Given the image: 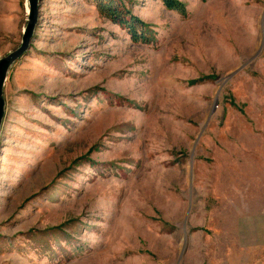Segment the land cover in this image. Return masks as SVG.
<instances>
[{
  "label": "rangeland",
  "instance_id": "rangeland-1",
  "mask_svg": "<svg viewBox=\"0 0 264 264\" xmlns=\"http://www.w3.org/2000/svg\"><path fill=\"white\" fill-rule=\"evenodd\" d=\"M180 1L40 0L4 87L0 264H264V0ZM27 2L0 0V58Z\"/></svg>",
  "mask_w": 264,
  "mask_h": 264
},
{
  "label": "water",
  "instance_id": "water-1",
  "mask_svg": "<svg viewBox=\"0 0 264 264\" xmlns=\"http://www.w3.org/2000/svg\"><path fill=\"white\" fill-rule=\"evenodd\" d=\"M28 2V18L23 29L22 40L20 45L8 55L0 58V129L5 116V98L4 87L7 80L8 72L12 65L24 56L31 48L35 35L36 26L38 24L40 0H27Z\"/></svg>",
  "mask_w": 264,
  "mask_h": 264
},
{
  "label": "trees",
  "instance_id": "trees-1",
  "mask_svg": "<svg viewBox=\"0 0 264 264\" xmlns=\"http://www.w3.org/2000/svg\"><path fill=\"white\" fill-rule=\"evenodd\" d=\"M165 6L169 9H175L179 11H185L184 3H182L180 0H163ZM102 11L106 12V15H111L110 17L117 19L116 21L120 22L121 24H125L126 27L129 28L130 32L132 33V36L135 40H144L146 39L145 33H139L137 30V25H145V23L137 18L134 15H131V18H126L127 16L124 15L121 9H118V7L111 2L106 5H101L100 8ZM121 10V11H118ZM115 15V16H114Z\"/></svg>",
  "mask_w": 264,
  "mask_h": 264
},
{
  "label": "bare ground",
  "instance_id": "bare-ground-1",
  "mask_svg": "<svg viewBox=\"0 0 264 264\" xmlns=\"http://www.w3.org/2000/svg\"><path fill=\"white\" fill-rule=\"evenodd\" d=\"M26 9L28 10V5L26 4Z\"/></svg>",
  "mask_w": 264,
  "mask_h": 264
}]
</instances>
